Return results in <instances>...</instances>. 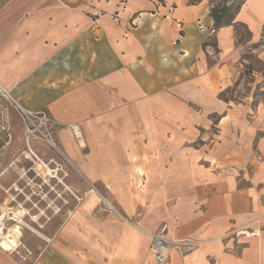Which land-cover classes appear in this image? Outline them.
Listing matches in <instances>:
<instances>
[{
    "label": "crops",
    "instance_id": "crops-1",
    "mask_svg": "<svg viewBox=\"0 0 264 264\" xmlns=\"http://www.w3.org/2000/svg\"><path fill=\"white\" fill-rule=\"evenodd\" d=\"M211 7L0 0V82L56 119L55 147L87 182L35 264H147L163 222L198 242L164 264H264V104L221 97L264 60V0L222 25ZM98 194L118 214L95 211ZM238 228L258 233L233 248ZM0 264L25 263L0 248Z\"/></svg>",
    "mask_w": 264,
    "mask_h": 264
},
{
    "label": "rangeland",
    "instance_id": "rangeland-1",
    "mask_svg": "<svg viewBox=\"0 0 264 264\" xmlns=\"http://www.w3.org/2000/svg\"><path fill=\"white\" fill-rule=\"evenodd\" d=\"M207 1L217 9L220 5H226L229 8L228 13L233 14L242 0ZM254 54L249 56L248 64L241 68L235 85L221 94L222 98L233 102L247 101L251 105L257 102L264 104V60ZM42 110L54 118L47 109ZM9 124L10 135H7V131L0 130V205L15 212L23 208L26 211H22L19 215L24 224H19L9 217L12 214L4 213L0 208V223L3 222V225H0L2 233L6 234L8 228L13 227L14 229L13 225H18L20 234L16 237L17 239L15 237L12 239L11 236L10 240H14L16 245L10 250H5L1 245L0 248L15 255L22 263L35 264L43 250L51 245V239L56 233L58 223H62L69 216V211L75 207L74 203L79 202L77 197L80 194L79 187H84L85 184L87 186V182L84 184L72 171L71 164L62 155L57 145L55 147L49 144L44 137L37 135L29 141L30 147L51 169L59 168V170L53 172V176H42L44 174L36 172L33 169L34 162L25 157L24 152L30 150L25 143L23 123L13 110L9 112ZM59 126L58 124L49 128L51 139L54 142V134ZM13 185H16L18 189ZM97 210L98 206L95 207V211ZM27 225L39 231L46 238L32 232ZM232 232L228 234V237ZM14 241L12 243H15ZM236 242L238 241L235 240L233 248L237 247ZM26 253H28L26 258L20 256Z\"/></svg>",
    "mask_w": 264,
    "mask_h": 264
},
{
    "label": "built area",
    "instance_id": "built-area-1",
    "mask_svg": "<svg viewBox=\"0 0 264 264\" xmlns=\"http://www.w3.org/2000/svg\"><path fill=\"white\" fill-rule=\"evenodd\" d=\"M256 45L264 50V26L261 28L260 37ZM11 110L16 112L23 123L25 143L28 145V148L29 141L33 137H36V135L44 137L49 144L50 141H53L51 139L49 128H51L53 125H58L59 123L54 118L47 115L42 109L37 111H29L22 108L18 104L17 100L9 92V90L0 84V130L7 131V135H10L9 112ZM74 126H76L78 129L79 127L76 124H71L72 130L77 136ZM98 196L100 201V204L98 205V211H110L118 214L105 198H103L100 194H98ZM168 227V223L163 222L155 231L150 232V261L147 264H164L172 253H176L179 257L183 258L198 245V242L188 236L179 239L168 238ZM257 233L258 232L256 229L239 228L234 230L229 237L237 240V238H249L255 236ZM27 254L28 253L20 256L22 258H26Z\"/></svg>",
    "mask_w": 264,
    "mask_h": 264
},
{
    "label": "bare ground",
    "instance_id": "bare-ground-1",
    "mask_svg": "<svg viewBox=\"0 0 264 264\" xmlns=\"http://www.w3.org/2000/svg\"><path fill=\"white\" fill-rule=\"evenodd\" d=\"M0 84H1V82H0ZM2 85V84H1ZM74 130H75V132L77 133L78 131H77V128H76V126H74ZM50 144H52V145H54L55 146V144H54V142L53 141H50ZM29 149H30V151L29 152H27V151H25L24 152V154H25V157L26 158H28V159H30V160H32L33 162H34V167H33V169L36 171V172H38V173H40L41 172V174H44V175H42V176H45V175H50V176H53V172H57L58 170H59V168H55L56 170H54V169H51L50 167H49V165L30 147V145H29ZM28 150V149H27ZM53 170V171H52ZM54 177H56V176H54ZM57 178V177H56ZM59 178V177H58ZM46 179V178H45ZM60 179V178H59ZM60 181H62L61 179H60ZM63 182V181H62ZM64 183V182H63ZM15 184V183H14ZM29 184H31V185H33V183L32 182H29ZM65 184V183H64ZM14 187H17V186H15V185H13ZM12 188V187H11ZM67 188H68V186H67ZM17 189H18V187H17ZM13 199V198H12ZM28 200V199H27ZM21 207V206H20ZM0 208H1V210H3V212L4 213H6V214H12V216H9L11 219H13L14 221H16L17 223H19V224H24V221L22 220V218H20L19 217V215L21 214V212L23 211H26V209L25 208H23L22 210H16V212L14 211V210H10V208H5V206H3V205H0ZM17 212H18V214H17ZM28 213V212H27ZM0 225H3V222H1L0 223ZM14 226V229H13V227L12 228H8V230H7V232H6V234H3L2 233V227H0V245H1V247L2 248H4L5 250H8V249H11L13 246H15L16 245V242L14 241V240H10V238H11V236H12V239H13V237H17L18 235H20L19 234V228H18V225H13ZM28 226V225H27ZM30 229H31V231L32 232H35V233H37L38 235H40V236H42L43 237V235L39 232V231H37V230H35V229H33L32 227H30V226H28ZM12 229H13V232H12ZM45 237V236H44ZM46 238V237H45ZM17 239V238H16ZM15 242V243H12V242Z\"/></svg>",
    "mask_w": 264,
    "mask_h": 264
},
{
    "label": "trees",
    "instance_id": "trees-1",
    "mask_svg": "<svg viewBox=\"0 0 264 264\" xmlns=\"http://www.w3.org/2000/svg\"><path fill=\"white\" fill-rule=\"evenodd\" d=\"M243 0L241 1V3ZM240 3V4H241ZM240 4L237 6V8L234 10L233 14L237 11L239 8ZM218 7V6H217ZM228 6L226 5H220L219 9H217L215 6L211 8V15L214 18L215 24L216 25H222V24H227L231 20L233 14L228 13Z\"/></svg>",
    "mask_w": 264,
    "mask_h": 264
},
{
    "label": "flooded vegetation",
    "instance_id": "flooded-vegetation-1",
    "mask_svg": "<svg viewBox=\"0 0 264 264\" xmlns=\"http://www.w3.org/2000/svg\"><path fill=\"white\" fill-rule=\"evenodd\" d=\"M10 143V142H9ZM16 186V185H15Z\"/></svg>",
    "mask_w": 264,
    "mask_h": 264
}]
</instances>
